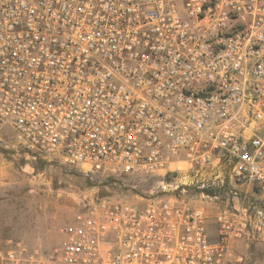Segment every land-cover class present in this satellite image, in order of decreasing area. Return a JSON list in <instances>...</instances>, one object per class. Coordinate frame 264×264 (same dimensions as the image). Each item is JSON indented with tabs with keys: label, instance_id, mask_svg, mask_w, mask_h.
I'll use <instances>...</instances> for the list:
<instances>
[{
	"label": "built area",
	"instance_id": "built-area-1",
	"mask_svg": "<svg viewBox=\"0 0 264 264\" xmlns=\"http://www.w3.org/2000/svg\"><path fill=\"white\" fill-rule=\"evenodd\" d=\"M4 126L66 168L167 170V200L85 206L60 264H238L248 209L227 195L212 238L207 210L175 193L201 175L264 194V0H0ZM5 262L43 264L20 247Z\"/></svg>",
	"mask_w": 264,
	"mask_h": 264
},
{
	"label": "rangeland",
	"instance_id": "rangeland-1",
	"mask_svg": "<svg viewBox=\"0 0 264 264\" xmlns=\"http://www.w3.org/2000/svg\"><path fill=\"white\" fill-rule=\"evenodd\" d=\"M171 170L181 179L189 169L177 164ZM165 174L167 170L132 177L66 168L26 150L16 142L15 132L4 126L0 132V264H6V253L18 247L38 251L43 264H60L62 229L85 206L106 197L140 206L167 200L172 195L162 183ZM192 177V183L175 193L177 199L207 210L212 238L217 233L213 218L226 207L227 195L231 204L246 207L249 229L236 242L234 255L242 258L238 264H264V194L256 188L248 190V185H213L203 181L205 176Z\"/></svg>",
	"mask_w": 264,
	"mask_h": 264
},
{
	"label": "crops",
	"instance_id": "crops-1",
	"mask_svg": "<svg viewBox=\"0 0 264 264\" xmlns=\"http://www.w3.org/2000/svg\"><path fill=\"white\" fill-rule=\"evenodd\" d=\"M244 186H245V185H244ZM247 187H248V188H247L248 190L251 188V186H249V185H248ZM252 188H253V187H252Z\"/></svg>",
	"mask_w": 264,
	"mask_h": 264
}]
</instances>
